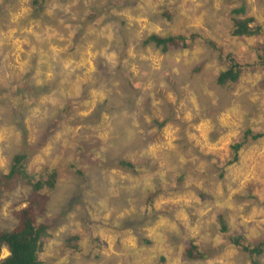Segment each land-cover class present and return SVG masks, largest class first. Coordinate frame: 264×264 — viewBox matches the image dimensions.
<instances>
[{
	"label": "rangeland",
	"instance_id": "1",
	"mask_svg": "<svg viewBox=\"0 0 264 264\" xmlns=\"http://www.w3.org/2000/svg\"><path fill=\"white\" fill-rule=\"evenodd\" d=\"M43 1L33 16L34 0H0V174L43 138L27 169L59 171L43 264H160L162 257L164 264H251L217 220L222 215L230 234L252 247L264 240V138L245 136L248 129L264 133V64L255 49L264 39L231 34L232 11L245 3L264 35V0ZM93 8L98 23L76 43ZM152 34L195 37L190 48L162 53L144 43ZM228 54L255 67L220 86ZM97 60L106 77L95 75ZM32 67V81L47 86L35 105L18 89ZM120 68L130 73V105L112 90L121 84ZM112 94L116 104L99 122L81 121ZM72 98L78 106L70 119L48 130ZM19 106L26 132L12 111ZM240 140L238 159L224 165ZM119 159L136 172L117 167ZM24 194L21 187L0 190V231L17 224L13 205ZM127 218L135 227L124 228ZM74 234L81 237L76 253L64 242ZM188 238L204 259L184 257Z\"/></svg>",
	"mask_w": 264,
	"mask_h": 264
},
{
	"label": "trees",
	"instance_id": "2",
	"mask_svg": "<svg viewBox=\"0 0 264 264\" xmlns=\"http://www.w3.org/2000/svg\"><path fill=\"white\" fill-rule=\"evenodd\" d=\"M43 2V0H34L33 5L37 10L33 11V16L39 14L43 10ZM120 2L122 3L123 1L121 0ZM98 12L99 10L97 8H93L89 12L86 21L83 22L81 29L76 34V39H74L76 43L84 35L91 23H98L100 17ZM232 15L231 34L233 37L264 39V35H262L263 27L254 16H248L246 14L245 3L241 7L233 10ZM194 37L195 35L186 36L184 34L172 36L152 34L144 41V43L153 44L162 53H168L173 49L177 50L192 47L191 42ZM255 49L258 51L259 64H264V43L257 42L255 44ZM97 64L98 70L95 72V75L103 72L106 77L109 73L107 69L102 68L103 66L99 64V60H97ZM224 64L226 65V69L221 71L216 78V82L220 86L237 83L248 68L255 67L246 61H239L232 54L227 55ZM257 64L258 63H256V65ZM121 70H123V72L118 76L121 77V84L118 87H113L112 90L121 102L130 105L132 102L130 92L133 87L130 83V73H127L124 68ZM32 74L33 67L19 82L18 89L23 92V95H25L24 97L30 98L33 105H35L45 93L47 86L40 87L37 85L35 81H32L31 79ZM261 85L264 88V81ZM118 89L121 90V94L117 93ZM110 98H113V94L103 102H100L90 115L80 117L81 121L85 123L99 122L104 112H108L110 108L116 104V101H111ZM78 99L82 101L80 97ZM76 100L77 98H72L68 101L59 112L58 119L55 120V118H53V121L50 122V124L52 123V127H49L48 130L55 128L62 117L70 119L73 108L78 106ZM72 101L74 102V105H71ZM12 111L18 119H20V125H22L24 132H26V126L22 123V119L20 118L21 107L13 108ZM248 135L251 136L253 141L264 138V133H253L249 129L245 132L246 138ZM45 143L46 140L43 138V140L36 145L32 147L27 146L25 153H16L11 158L7 171L0 174V190L6 193H10L20 187L25 190L24 198L13 205V215L17 220V224L10 231H0V264H43L39 255L43 252L44 247L51 236V231L54 230L51 219L47 218L46 214L52 199V194L58 186L59 171L54 169L32 174L29 173L27 169V163L30 155L34 154ZM244 144V140H240L232 145L231 148L234 154L233 160L224 165H231L238 159L239 151ZM115 165L120 169L131 173H135L137 169L136 164L123 159L116 161ZM222 175L223 173H221V176ZM180 185H182L181 179L178 182V189H180ZM196 190L199 192L200 196L204 197L203 192H200L198 189ZM151 200L153 201V198H151ZM151 206L152 205H149L148 209L151 208ZM124 222L126 223L124 228L129 229L135 225V222L129 220V218L125 219ZM217 222L219 223L221 231L228 235L227 238L229 242L248 254L251 264H262L259 261V257L264 253V240L252 247L247 243L245 236L230 234V228L222 215L218 216ZM147 224L148 222L143 223V225ZM80 240L81 237L78 234L67 236L64 239L66 249H69L72 253L78 252ZM94 241L97 242L96 237L94 238ZM5 249L9 254L5 258H1L2 252ZM184 257L187 260L196 261L204 259L206 255L199 250L194 239L188 238L185 240ZM160 261V264H164L165 258L162 257Z\"/></svg>",
	"mask_w": 264,
	"mask_h": 264
}]
</instances>
